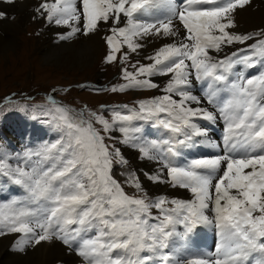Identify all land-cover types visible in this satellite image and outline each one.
<instances>
[{"label":"snow or ice","instance_id":"1","mask_svg":"<svg viewBox=\"0 0 264 264\" xmlns=\"http://www.w3.org/2000/svg\"><path fill=\"white\" fill-rule=\"evenodd\" d=\"M251 2L41 0L33 18L66 28L60 40L107 27L104 62L122 82L94 91L153 94L92 110L53 89L42 111L56 138L0 144V236L21 253L58 241L81 264H264V28L233 31ZM204 142L214 154L185 158ZM199 226L216 230L213 250L185 246Z\"/></svg>","mask_w":264,"mask_h":264},{"label":"rangeland","instance_id":"2","mask_svg":"<svg viewBox=\"0 0 264 264\" xmlns=\"http://www.w3.org/2000/svg\"><path fill=\"white\" fill-rule=\"evenodd\" d=\"M2 1L3 0H1V2ZM19 2L22 4L27 2L26 4L29 5V8L21 7L18 4H8L4 7V11L6 9L10 15L8 18L0 20V37H4L2 31L3 29L7 30L9 25L7 23H12L16 19V12L25 17L21 29L16 36L18 40L17 46L5 54H0V104L7 100L4 102V105L0 107V123L2 121L6 123L3 116L7 117L6 114L8 112L10 114L25 117L31 122L32 126L35 125L42 130L49 129V131L52 132V136L46 140L49 141L54 140L56 134L45 122L42 109L47 103V97L53 93V89L56 90V99L58 101L76 108L86 104L92 110H98L101 105L108 103L113 104L121 102L122 104L127 103L131 106L137 99L143 97L142 94L139 93H132L133 95L131 92L114 94L111 91H102L99 92L102 95H97L98 92L94 91L98 85L110 88L112 85L122 82L120 75H118L121 65L118 62L113 64H106L104 62L108 50L102 38L101 46L99 47L100 52L98 51L99 54L97 53L92 62L85 56H76V51H74L73 57L76 58L75 63L68 58H63L61 60L62 63L74 68H68L69 70L63 68L59 64L60 60L58 63H47L46 55L44 54L46 48H49L48 53L60 52L63 46L74 44L76 35L71 37V40H60L59 34L65 33L67 31L66 28L49 24L43 18L34 19L33 17L36 16L35 9L41 0H21ZM256 3L258 7H260L255 11H250V6ZM28 13L29 15L31 14V16H28ZM235 24L236 27L233 31L238 33L253 32L264 28V0H252L250 5L237 13ZM50 29L53 31L52 34L49 33ZM77 35H80V33ZM85 44L86 43L83 42L77 43L75 48L85 49ZM149 51L151 50H146V52L143 51L142 54H148ZM136 58L138 59L140 57ZM84 62L89 63L85 65ZM85 82L88 83V86L82 87L81 83L85 84ZM152 94L153 93H144V97L151 96ZM8 117L12 116L9 115ZM217 125L220 126V123ZM215 135L221 137L222 132H213V136ZM208 149H210V147ZM210 152L214 154V150L210 149L209 153ZM126 155L132 161L133 167H141L140 162L136 160L135 152L126 151ZM185 156L187 158L188 151L185 152ZM142 166L144 167V165ZM119 172L120 170H117L116 178L123 182V177L119 175ZM145 184V187L151 195L167 194L170 197L175 196L179 198H188L189 196L186 191L181 189L170 188L166 193L162 189L161 184H151L147 181H145ZM163 186L166 189L165 184ZM125 190L129 194L134 192L133 188L127 186ZM197 228L200 229L198 231L200 239L204 234H207L208 236L211 235L215 243L218 241L215 229L208 233L203 231L201 226ZM191 238L192 236H189L186 241L189 250L193 249ZM15 239L16 236L14 235L0 236V242H2V244L4 241H7L6 247L7 245L8 247H5L6 249L4 248L1 252L2 255L4 253L3 256L7 257V260L12 258L15 259L18 255H21L23 258H28L30 263L41 260L40 256L43 250L39 245L21 253L16 251L13 247ZM56 243H58V241ZM206 244L209 245V242L206 241ZM213 246L215 245L209 246L210 251ZM63 247L66 248L65 246ZM44 252L55 255L54 251L48 252V250H44ZM38 253L39 255H37ZM68 253L73 256L74 261L69 262L59 259L51 260V262L47 264H81V260H79L75 254L72 252Z\"/></svg>","mask_w":264,"mask_h":264},{"label":"bare ground","instance_id":"3","mask_svg":"<svg viewBox=\"0 0 264 264\" xmlns=\"http://www.w3.org/2000/svg\"><path fill=\"white\" fill-rule=\"evenodd\" d=\"M21 0H15L14 3H11L10 5L12 4H18L20 5L21 7H26V8H29V5L28 4H22L21 2H19ZM34 1V0H33ZM262 1V0H261ZM29 2V1H28ZM260 3V2H259ZM9 3H5V2H1L0 0V11H4V7L7 6ZM260 7V6H259ZM258 7V4H254V5H251L249 10L250 11H255ZM240 10H243V9H239L237 10V13L240 11ZM259 10V9H258ZM32 11V10H31ZM5 13H7V17L10 15L6 9L4 11ZM12 13V12H11ZM17 13V17L16 19L12 22V23H7L9 24L8 27H7V30L3 29V33H4V37H0V54H5L9 51H11L13 48H15L17 46V42L18 40L16 39V36L18 34V32L20 31L21 29V26L23 24V21L25 20V17L24 15H21L19 14L18 12ZM237 13H236V16H237ZM28 16H31V14L29 15L28 13ZM235 16V18H236ZM243 16V15H241ZM9 20V19H8ZM42 20V19H41ZM246 22V21H245ZM1 23V22H0ZM250 23V22H249ZM52 30L50 29L49 33L52 34ZM107 32V27L106 26H102L100 31H98L97 33L95 34H90L88 36H85L83 34H80V35H77L76 34V37L74 38V44L73 45H70V46H63L60 50V52H55V53H51L49 52L48 53V50L49 48H46L45 49V52L44 54L46 55V59H47V63H58V61L60 60L59 64L63 67V68H74L72 66H69L65 63H62L61 60L63 58H68L70 59L73 63H75L76 61V58L73 57V53L74 51H76V56H85L89 59L90 62H92L93 58L97 55L98 51H99V47L101 46V38L106 34ZM49 36V35H48ZM56 36V35H55ZM73 37V36H72ZM69 40V39H68ZM71 40V39H70ZM86 43L85 44V49H76L75 48V45H77V43ZM88 42V43H87ZM155 43L153 42H149L147 47L143 50L144 52H146V50H153L154 47L158 46L159 45V41H154ZM58 47V46H57ZM151 51H149L148 53H151ZM54 52V51H53ZM100 52V51H99ZM99 54V53H98ZM147 54V53H146ZM89 62H84V64H88ZM69 70V69H68ZM223 124L222 122L220 123V126L219 125H216L215 128L219 129L220 127H222ZM219 132V131H218ZM222 132V131H221ZM209 150L210 149H207V154L209 155ZM185 152H187V150H185ZM186 157V156H185ZM188 158V156H187ZM141 167H143L141 165ZM144 167H148L147 165H144ZM146 185V184H145ZM164 184H161V187L162 189L167 193L168 190L170 189V187L168 185H165L166 186V189L165 187L163 186ZM160 187V186H159ZM201 228L203 229V231H206V232H210L211 230L214 231V228L210 227V226H201ZM200 229L199 228H196L194 231H199ZM193 231V232H194ZM193 233L189 234V236H192ZM200 235V234H199ZM188 236V237H189ZM206 237H208L209 239V245L206 244V241L208 242V240L204 239ZM210 237V238H209ZM211 238V235H207V234H204L203 237L201 238L202 240V243H203V246H204V251H210L209 249V246L211 245H215L216 243L214 242V239ZM2 240V239H1ZM187 241V240H186ZM213 241V242H212ZM57 241H53L51 243H48V242H42L39 247L42 248V253H41V260L38 261V262H31L29 261L28 258H23L21 255H18L15 257V259H10V260H7V257H4V253L3 255L1 254L2 250L6 247V244H7V241H4L3 244L2 242H0V264H47V263H50L51 260H67V261H74L73 259V256L71 254H69V250L64 248L61 244L56 243ZM11 245V244H10ZM8 247V245H7ZM6 247V248H7ZM5 248V249H6ZM193 248V246H192ZM37 249V248H36ZM194 249V248H193ZM44 250H48V252H52L54 251L55 255H52V254H47L44 252ZM29 252V251H28ZM194 252H201L200 250L198 249H194ZM6 254V253H5ZM16 254V253H14ZM39 255V253L37 254ZM11 256V254H10ZM28 256V255H27ZM31 256V255H30ZM9 257V255H8ZM60 263V262H59ZM74 263V262H73Z\"/></svg>","mask_w":264,"mask_h":264}]
</instances>
